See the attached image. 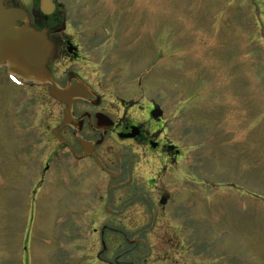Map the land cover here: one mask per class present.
Returning <instances> with one entry per match:
<instances>
[{
    "label": "rangeland",
    "instance_id": "obj_1",
    "mask_svg": "<svg viewBox=\"0 0 264 264\" xmlns=\"http://www.w3.org/2000/svg\"><path fill=\"white\" fill-rule=\"evenodd\" d=\"M28 1L19 7L30 10ZM56 2L86 65L109 75L119 108L154 99L167 110L185 96L174 118L175 131L186 130L190 156L181 172L196 175L204 189L191 178L174 180L170 191L187 190L176 210L198 221L205 243L218 246L216 264H264V0ZM9 75L0 69V264H154L160 256L194 264L191 254L211 264L201 245L190 254L163 253L169 227L162 238L143 229L138 235L137 220L150 212L137 200L119 202L124 224H100L94 192L66 179L55 187L48 176L35 197V126L46 124L53 106L45 89L16 86Z\"/></svg>",
    "mask_w": 264,
    "mask_h": 264
},
{
    "label": "flooded vegetation",
    "instance_id": "obj_2",
    "mask_svg": "<svg viewBox=\"0 0 264 264\" xmlns=\"http://www.w3.org/2000/svg\"><path fill=\"white\" fill-rule=\"evenodd\" d=\"M4 1L7 7H19L20 0ZM31 1V9H25L28 23L37 30L46 31L49 40L54 43L53 57L47 64L52 82L30 83L42 92L45 89L47 102L53 106V110L48 112L46 124L42 120L35 126L36 140L33 146L37 148L34 151L36 159L29 166V180L32 179V183L36 181L35 197L49 183L48 176H52L50 183L55 187L66 179L82 193L94 192L95 209L101 214L98 219L100 224H124V207L117 208L120 201L129 197L134 204L136 200L142 203L144 210V205L150 209V216L144 215L137 220L136 225L140 227L138 235L143 229L146 236L162 238L167 233L165 227H169V239L164 237L161 241L165 246L163 253L167 249L178 253L180 249V253L190 254L196 250L199 252L202 246L206 248L204 252L210 254L206 262L216 264L218 246L205 243L203 237H208L201 227L196 230L198 221H188L176 210V202L187 194L186 187L180 186L176 192L169 190L172 182L188 183V178L192 179L189 184L194 188L203 184L202 181H194L196 175L193 173L191 176L181 172V167L190 156L185 144L186 130L177 133L174 118L181 111L183 106L178 105L184 104L185 96H179L180 99L167 110L161 109L154 99L144 101L146 103L142 105L134 102L131 105L133 108H119L117 103L121 98L116 100L113 97L109 75L103 76L97 64L91 69L86 65L87 54L81 45L74 42V36L67 32L62 4L53 0L54 9L46 15L40 11V0ZM22 85L26 87L27 82L23 81ZM51 85L60 90L75 88L77 93L69 103L55 100L48 95ZM41 95H36V98L41 100ZM39 103L42 104L41 101ZM158 109L163 110L162 116L153 118L152 112ZM39 148L43 150L40 158L39 152L37 154ZM199 186L201 192L204 188ZM172 237L175 238L173 247ZM197 238L201 239L200 244ZM135 241L142 245L145 243L139 238ZM180 242L183 244L178 246ZM192 243L197 245L193 246ZM158 247L159 243L150 246L151 253ZM160 258L153 259L154 264H168L171 261L166 256ZM194 258L191 254L189 259L192 260L189 262L202 264Z\"/></svg>",
    "mask_w": 264,
    "mask_h": 264
},
{
    "label": "water",
    "instance_id": "obj_3",
    "mask_svg": "<svg viewBox=\"0 0 264 264\" xmlns=\"http://www.w3.org/2000/svg\"><path fill=\"white\" fill-rule=\"evenodd\" d=\"M54 5L52 0H40V11L49 15ZM21 23V25H18ZM54 44L48 39L46 31H38L28 23L25 11L7 8L0 0V65L7 64L10 72L31 81L50 80L47 64L53 56ZM49 95L69 103L77 89L59 90L51 86ZM160 111L152 112V117H161Z\"/></svg>",
    "mask_w": 264,
    "mask_h": 264
}]
</instances>
